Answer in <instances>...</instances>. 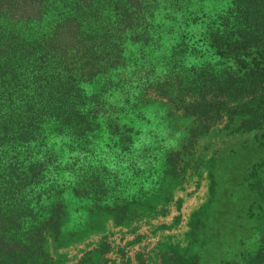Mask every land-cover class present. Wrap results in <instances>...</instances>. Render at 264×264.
<instances>
[{"label": "rangeland", "instance_id": "obj_1", "mask_svg": "<svg viewBox=\"0 0 264 264\" xmlns=\"http://www.w3.org/2000/svg\"><path fill=\"white\" fill-rule=\"evenodd\" d=\"M154 7L82 84L81 137L52 121L18 158L0 145V200L18 166L45 173L10 226L50 264H264V11Z\"/></svg>", "mask_w": 264, "mask_h": 264}, {"label": "trees", "instance_id": "obj_2", "mask_svg": "<svg viewBox=\"0 0 264 264\" xmlns=\"http://www.w3.org/2000/svg\"><path fill=\"white\" fill-rule=\"evenodd\" d=\"M158 1L168 6L177 2L0 0V115L9 117L2 120L7 125L0 135L7 134L0 136V145L17 148L13 158H18L52 121L81 137L82 84L98 73L113 38L153 21L149 10ZM247 1L264 11V0ZM99 21L103 24L97 28ZM12 80L20 81L19 89ZM16 94L27 98L24 108L15 110L10 96ZM15 173L19 182L12 202L11 195L0 200V264H50L47 252L34 249L31 239L18 235L21 225L16 219L10 226L14 210L27 200L24 186L44 177L43 163L31 161Z\"/></svg>", "mask_w": 264, "mask_h": 264}]
</instances>
